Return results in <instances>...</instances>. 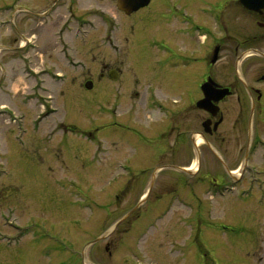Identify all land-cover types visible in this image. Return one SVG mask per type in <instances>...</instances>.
Wrapping results in <instances>:
<instances>
[{
	"label": "rangeland",
	"instance_id": "rangeland-1",
	"mask_svg": "<svg viewBox=\"0 0 264 264\" xmlns=\"http://www.w3.org/2000/svg\"><path fill=\"white\" fill-rule=\"evenodd\" d=\"M53 1L56 0H0V9L8 6L24 7L28 12L35 14L44 11ZM158 2L161 4V1ZM205 2H201L203 4L201 8H189L178 0H171L169 25L161 21L153 27L149 25L147 27L149 37L156 34L160 26H165L171 29L175 38L185 37L179 34L183 32L178 33V31L187 27L190 29L187 37L192 40V43L198 44L205 40L209 48L218 40H225L227 38L224 31L225 23L222 22L224 25L222 26L220 22V10L218 11L212 3L213 0H205ZM77 4L79 7L75 8L74 12L85 15L89 9L88 14L91 15L89 17L91 19L95 14L91 10L94 9L92 7L99 9V4L105 5V9L115 10L112 8L113 1L110 2V0H78ZM234 17L236 19L232 24L238 28L240 35L255 29L256 33L261 34L260 38L264 47V30L251 26L243 13L235 14ZM0 18V23L4 24L3 28H0V46L7 45V49L0 54V59L4 55L9 56L10 53L19 57L21 53L18 51V45L21 39H18L17 31L23 32V26L19 25L14 31L8 15ZM17 18L21 19L20 16ZM94 25L96 32L92 34V37L95 36V45L91 47V52L99 57L105 51L99 42L100 37L103 36V24L96 20ZM48 31H50L49 28L38 29L36 26L29 28V32L33 33L34 37L37 36L36 39L39 42L42 40L45 43L46 49L54 42L53 36H47ZM128 34L129 31L127 37H130ZM225 44L224 48L228 47L229 50L235 46L233 41L229 43V40L225 41ZM152 45L153 42L150 45L151 50L154 49ZM180 47L181 45H176V49ZM163 50L166 51L167 48L164 47ZM47 53L48 55L42 60L49 64L56 63L55 66L61 70L64 66L58 61L55 53L50 51ZM50 57L52 60L49 59ZM100 60L102 59H96L94 65L89 63L88 59L85 63L89 67H98ZM1 61H4L3 58ZM35 62L39 63L36 56ZM179 62L183 61L177 60L175 63ZM5 67L7 79H4V87H0V106L6 105L13 114H16V118H20V123H6L0 117V264H24V261L30 260L35 253V264L54 263L58 255H60L59 264H84L83 251L85 260L91 264H121L125 258V252L122 255L117 253L118 257H123L122 261H119L120 258L109 260L107 252L103 249L104 242L93 247L85 246L103 234L106 231L105 228H109L111 221L105 223L103 216L109 211L116 210L118 216L123 214L121 221L128 220L130 226L136 217L133 214L136 210L133 209L139 196L145 197L147 193H150L146 207L140 209L141 220L146 212L152 210L151 207L155 206L156 210L157 202H154L156 197H163V194L171 188L168 187L167 181L173 178L172 187L175 188L179 185L178 179H185L191 185V182L198 178L197 176L204 175L206 172L212 174L211 171L214 168H220L217 158L209 151L202 150L198 160L191 154L187 158L178 155L175 167L171 171L156 174L152 181V173L150 171L141 173L143 168L137 165L140 160L138 161L128 149L112 153L114 149L109 140L110 130L104 127L115 121H121V114L112 104L105 103L103 88L88 92L83 89L84 87L78 88L70 84L53 90L54 100L51 103L45 100V109L40 114L33 102H25L22 97V94L27 92L28 83L22 76L17 75L16 64L12 66L7 64ZM62 70L67 73L69 69ZM114 99L115 97L112 100ZM232 103L233 101L228 103L229 109L233 108ZM48 109L54 112L46 115ZM5 112L7 111L0 108V116ZM246 112L245 119L248 120L251 117L249 130L251 134L254 131L256 133L263 122L262 124L259 122V116L256 110L253 111V107L251 109L247 107ZM231 113L226 115L228 117L222 128L224 131L229 128L231 117L233 118ZM41 115L43 117L39 120ZM229 131L232 132L229 133L231 139L227 140L226 148L229 151L226 159L232 163L230 168L237 170L239 166L237 164L243 158V151L237 153L234 148L244 146L247 134L243 128L236 131V135L233 129ZM239 133L241 137H237ZM232 146H234L233 149ZM50 153L61 154V156L58 159L52 158ZM261 153L262 151L258 152V154ZM131 160L137 166L129 170L107 166L108 163L116 164ZM144 163L142 161V164ZM253 163L264 166V159L257 156ZM209 177L211 179L206 178L198 186H193L191 190L179 194L185 197L189 208L187 210L179 206L172 208L165 222H156L157 227H161L159 233L151 227L145 229L144 234L147 233V236L141 244L145 247L142 253H138L139 247L131 248V234L123 237L124 247L131 248L129 252H126L128 264L135 262L145 264L146 261L154 259L158 260L159 264H203L206 256L194 244V241L188 247L189 258L182 260L178 259L177 254L175 258L168 257L165 254L167 245L163 249L157 247L158 242L162 243L166 238L165 229L170 231V236L177 242L181 239L178 240L179 236L177 233L174 234V231L182 232L183 236H186L187 229L181 222L183 218L189 219V222L191 219L190 232L193 237L198 236L199 242L207 253L206 263L212 264L213 261L215 264H264V168L258 169L253 175L247 174L233 191L222 196L217 195L211 186L228 181L229 176L224 167L217 174ZM41 183H45L44 194L47 195H42L39 199L32 198L30 191L34 185H42ZM126 184L136 185L137 188L134 187L136 191L134 193L127 191L123 194L121 190ZM175 195L178 194L175 193ZM120 201H123V206L117 210V204ZM57 212L61 213L59 217L56 215ZM10 213L16 225H23L25 221L31 220L36 221L39 227L46 228L48 235L40 237L46 244L45 252L37 250V245H28L35 232H39L35 228L30 229L32 231H29L19 247L14 249L7 247L11 244L7 236L13 232ZM137 223H132V227L137 226ZM52 228L61 236L57 237L55 232H51ZM32 248L37 251H33ZM29 249L30 252L25 256ZM21 255H24L26 259Z\"/></svg>",
	"mask_w": 264,
	"mask_h": 264
},
{
	"label": "flooded vegetation",
	"instance_id": "flooded-vegetation-1",
	"mask_svg": "<svg viewBox=\"0 0 264 264\" xmlns=\"http://www.w3.org/2000/svg\"><path fill=\"white\" fill-rule=\"evenodd\" d=\"M111 1L114 4L112 8L115 10L105 9V5H102L104 6L102 7L100 4L98 5L99 9L92 7L94 9L91 10L95 13L94 18L97 17L98 19L77 18L81 16L79 14L75 15L74 12L78 0H56L40 12V15H46L41 22V28H49L50 31L46 32L48 36H54L57 39L47 49L45 43H43L45 54L48 55L47 52L56 51L57 48L56 57L71 62L72 68H70V71H73L71 74L68 73L69 78L64 83V74L59 75L57 68L49 64L45 75L48 80L47 87L61 89L63 86L71 84L78 88H85V85L90 84L91 89L89 91L103 88L105 103L112 104L115 109L118 107L121 114V121H115L104 127V129L108 128L110 130L109 140L112 144L111 147L114 149L113 153L124 149L131 150L136 159L140 160L137 165L143 168L141 173L146 171L151 173L171 171L175 167L178 155H181L182 158H187L190 154L197 157L202 154V150L209 151L217 158L220 168H214L211 171L212 174L206 172L204 175L197 176L198 179L194 182L196 186L205 178L217 174L223 167L226 172L231 171L234 169L230 168L232 163L226 159L229 151L226 148V146L228 147L227 140L231 139L229 133L232 132L229 131L230 129H233L236 135V131L243 128L247 134V140L243 147L238 148V146H235L234 148L232 146V149L234 148L237 153L243 151V158L237 164L239 165L237 170L249 166L247 152L253 151L251 162H254L257 156L263 157V42L260 38L261 34L256 33L255 29L240 35L238 28L232 23L236 19L235 14L243 13L251 26L254 25L257 29L264 30V0H248L252 5L251 10L243 7L240 0H213L212 3L218 11L220 10V22L225 23V26L223 23L222 26H224L227 38L218 40L210 48L205 40L200 41L198 44L192 43V40L187 37L190 32L187 27L178 31V33L183 32L179 33L185 36L182 38H175L171 29L165 26H160L161 28L156 30V34L149 37L147 30L149 25L153 27L154 24H160V21L169 25L171 0H151L148 6L133 12L121 11L117 8L118 0ZM158 1H161V4ZM178 1L189 8H201V5H203L201 2L206 3L205 0ZM128 8L126 7V9ZM193 11L196 12V10ZM96 20L103 24V36L100 37L99 42L105 51L99 57L91 52V47L95 45V36L92 37V34L96 32L94 29ZM78 23L82 24L79 30H77ZM32 26L37 27L36 24L29 25L28 30ZM62 28L63 31L60 33ZM128 31L130 37H127ZM33 35L29 32V37ZM228 40L229 43L233 41L235 44L231 50L228 47V49L224 48L226 47L224 46L226 45L225 41ZM151 42H153L152 46L154 48L152 50L150 48ZM177 44L181 45L179 49H176ZM164 47L167 48L166 51L163 50ZM34 54L35 48L30 47L28 55L33 56ZM223 57L224 61L222 62ZM49 59L52 60L51 57ZM86 59L93 65L96 59H102L103 62L100 60L101 63L97 64L98 67H89L85 63ZM177 60L183 62L175 63ZM248 73L249 77L247 78ZM209 80L216 83V86L202 90L203 85ZM223 89H227L229 94L216 101L212 100L205 108L197 106V103L204 98L205 94L214 97L213 90L218 92ZM217 94L220 97L221 93L218 92ZM113 97H115L114 100H112ZM120 98L122 99L120 100ZM232 101L231 106L233 108L229 109L228 103ZM247 107L250 109L253 107V111L256 110L259 116V122L261 124L263 122L256 133L255 129L252 134L249 130L251 117L248 120L245 119ZM229 112H232L233 118L231 117L229 128L224 131L222 128H224V122L228 117L226 115ZM237 137H241V134ZM256 151H262V153L258 154ZM50 155L56 159L61 156V154L53 155V153H50ZM142 161L145 163L142 164ZM253 162V168H264V166ZM137 165H134L133 160H131L119 164L108 163L107 166L108 168L119 166L124 170H129ZM243 172L245 173L246 169ZM243 177L244 174L242 173L240 180ZM173 181V178L171 181H167L168 187H171L172 190L170 188L167 191L168 193L166 192L167 194H163V197H156V201H154L157 202L156 210L155 206L151 207L152 210L146 212L141 220V207H146L149 200L147 196L142 205L137 207L136 205L142 201L143 195L139 196L135 205L136 209H133V206L131 207L134 211L136 210L133 213L136 217L130 226L128 220L121 221L123 214L118 216L116 210L109 211L107 215L103 216L105 223L111 221L109 228H105L106 231L103 233V249L107 252L109 260L120 258L117 253L122 255L125 252L124 260L122 261L123 257H121L119 261H122L121 264H128L127 251L139 247L138 253H142V249L145 248L139 242L146 228L151 227L159 233L161 227H157L156 222H165L172 208L176 206L186 210L189 208V203L185 200V197L179 194L191 190L192 187L187 180L178 179L179 185L175 188L172 187ZM41 184L34 185L30 191L32 198L39 199L42 195H47L44 194L46 192L45 183ZM134 187L137 188L136 185L126 184L121 192L123 194L127 191L128 193H134L136 191ZM175 193L178 195H175ZM50 194L53 195L54 193ZM122 203L123 201H120L117 204V210L122 208ZM99 208L101 209L100 206ZM130 211L132 212V210ZM56 215L59 217L61 213L57 212ZM10 218L12 220L10 224L15 225L12 213H10ZM134 222H138L137 226L132 227ZM181 222L183 227L187 229L186 236H183L182 232L174 231V234L177 233L179 236L178 240L181 239L177 242L170 236V231L165 229L167 235L163 239L164 243L158 242L157 247L163 249L167 245L168 249L165 254L172 258H175L177 254L178 259L181 258L180 260H182L189 258L190 250H188V247L194 241V244L206 256L198 236L193 237L190 232L191 219L189 222V219L183 218ZM14 225H12L13 228H15ZM24 225L39 230V232H35L32 241L28 245H37V250L45 252L46 244L42 242L43 239L40 237L47 233L46 228L44 226L39 227L36 221L31 220L25 221ZM50 231L55 232L56 236L59 235V232L54 231L53 228ZM127 234H131L132 247L130 249L124 247L123 244V237ZM115 236H119V238H115ZM37 250L33 249V251ZM29 252L30 249L25 256ZM35 254L30 257V260L27 259L29 264H35ZM22 256L26 259L24 255ZM129 258L134 259V257ZM157 261L154 259L145 263L159 264ZM27 262L24 261V264H27ZM59 263L60 255L56 256L54 263L50 264ZM203 264L208 263L204 260Z\"/></svg>",
	"mask_w": 264,
	"mask_h": 264
},
{
	"label": "water",
	"instance_id": "water-1",
	"mask_svg": "<svg viewBox=\"0 0 264 264\" xmlns=\"http://www.w3.org/2000/svg\"><path fill=\"white\" fill-rule=\"evenodd\" d=\"M148 3H149V0H138L137 2L135 1L134 2L135 5H134L133 9H131V10H136L139 7L147 5Z\"/></svg>",
	"mask_w": 264,
	"mask_h": 264
},
{
	"label": "bare ground",
	"instance_id": "bare-ground-1",
	"mask_svg": "<svg viewBox=\"0 0 264 264\" xmlns=\"http://www.w3.org/2000/svg\"><path fill=\"white\" fill-rule=\"evenodd\" d=\"M193 169H194V167H193ZM193 169H192V170H193ZM194 170H195V169H194ZM234 174H235V172H232V173H231V176H234Z\"/></svg>",
	"mask_w": 264,
	"mask_h": 264
}]
</instances>
